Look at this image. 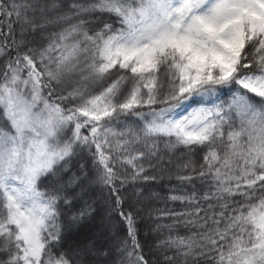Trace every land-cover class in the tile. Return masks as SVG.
<instances>
[{
  "label": "snow or ice",
  "instance_id": "1",
  "mask_svg": "<svg viewBox=\"0 0 264 264\" xmlns=\"http://www.w3.org/2000/svg\"><path fill=\"white\" fill-rule=\"evenodd\" d=\"M0 264H264V0H0Z\"/></svg>",
  "mask_w": 264,
  "mask_h": 264
},
{
  "label": "trees",
  "instance_id": "2",
  "mask_svg": "<svg viewBox=\"0 0 264 264\" xmlns=\"http://www.w3.org/2000/svg\"><path fill=\"white\" fill-rule=\"evenodd\" d=\"M240 86L237 85L235 87L229 86V87H225L222 89H219L215 94H213L212 96H206L203 98H195L192 101H189L187 103H185L184 105H186L185 109H187V113L190 112L192 110L193 107H197L200 106L201 104H206V105H211L213 103H219L221 101H230V96L233 93L234 89H238ZM183 107V106H182ZM181 107V108H182ZM237 119V123H239V118ZM116 130L119 131L120 127L119 126H115ZM187 152L186 149H184L182 146H178L177 149L174 150V158H179L182 155H185ZM202 155V154H200ZM195 159H199V156L195 157ZM194 183H196L199 186V181H194ZM164 185H166L167 187H172L177 185V181L175 180V177L173 176V178L171 180H169L168 178H165L164 181H162V187L159 188H154V191H157L160 193V195L162 196H166L168 195V191L167 188L163 187ZM187 187V186H185ZM44 190V189H41ZM176 194H181V193H176ZM155 207H164L163 203H157L156 205H154ZM168 207L170 208H174L177 211H180L182 209V206L178 203V202H169ZM118 227H121L120 225H117ZM138 228H139V232H140V237L141 240L143 242L144 239V233L146 231L144 224H138ZM123 231L121 232V235H123Z\"/></svg>",
  "mask_w": 264,
  "mask_h": 264
},
{
  "label": "rangeland",
  "instance_id": "3",
  "mask_svg": "<svg viewBox=\"0 0 264 264\" xmlns=\"http://www.w3.org/2000/svg\"><path fill=\"white\" fill-rule=\"evenodd\" d=\"M236 89L233 90L232 95L230 96V100L232 99L233 95L236 93ZM186 105H183L182 108H180L178 111L182 114H187V109H185Z\"/></svg>",
  "mask_w": 264,
  "mask_h": 264
}]
</instances>
